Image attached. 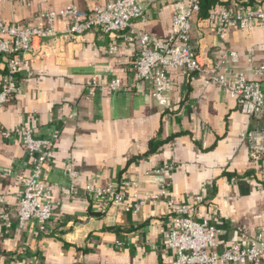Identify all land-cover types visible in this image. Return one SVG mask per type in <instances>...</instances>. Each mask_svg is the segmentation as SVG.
<instances>
[{
  "label": "crops",
  "instance_id": "obj_1",
  "mask_svg": "<svg viewBox=\"0 0 264 264\" xmlns=\"http://www.w3.org/2000/svg\"><path fill=\"white\" fill-rule=\"evenodd\" d=\"M106 1L7 0L0 19L44 26V11H89ZM175 1L155 0L131 27L167 38ZM235 4L264 8V0H201V10L190 18V45L210 72L242 70L258 79L252 70L264 58V24L230 23L224 33L217 26L219 13ZM55 26L65 28L61 18ZM126 34L92 27L73 38L62 36L47 55L34 57L36 49L23 55L17 91L0 105V264H160L168 254L161 235L169 218L165 199L183 203L203 196L197 207L216 230L218 250L232 242L245 245L263 227L264 174L240 136L259 122L242 114L221 88L206 84L203 73L180 68L167 70L166 104H159L151 82L133 73L137 48ZM111 44L117 46L113 53ZM230 52L236 60L221 63ZM3 73L0 60V83ZM115 78L121 84L111 90L107 85ZM31 125L38 137L59 136L43 170L54 186L53 214L43 231L34 221L17 223V191L32 163L17 135H1ZM69 165L76 176H69ZM122 179L136 180L138 188L123 189L126 204L100 212L86 185L119 187ZM162 188L166 198L153 199ZM134 191L144 200L138 210Z\"/></svg>",
  "mask_w": 264,
  "mask_h": 264
},
{
  "label": "built area",
  "instance_id": "obj_2",
  "mask_svg": "<svg viewBox=\"0 0 264 264\" xmlns=\"http://www.w3.org/2000/svg\"><path fill=\"white\" fill-rule=\"evenodd\" d=\"M7 0H0V5ZM155 0H109L96 5L89 11L66 6L59 10H47L41 17L47 20L44 26H19L5 23L0 19V60L4 64V73L0 83V105L12 96L18 88L16 75L23 66V55L34 51V57L47 55L58 49L61 37L73 38L82 35L92 27L105 33L127 30L125 39L137 48V55L132 62V70L139 80L151 82V95L161 105L166 104V87L170 82L169 68H180L186 73H203L206 84H214L234 98L238 108L245 116L255 119L259 124L242 130L240 136L248 146V155L259 173L264 174V58L253 67V74L248 77L244 71L212 73L203 67L199 55L190 45L191 15L199 11V0L174 2V12L170 34L165 39L153 37L143 30L131 27L133 20L144 19L147 7ZM61 18L65 28L58 30L55 20ZM252 22L264 24V8L244 7L235 4L234 9H225L219 13L217 26L221 33L227 24L235 23L240 28ZM117 49L109 46V52ZM221 63L236 60V53L223 54ZM95 83L96 81L93 80ZM119 78L111 80L109 89L120 87ZM36 127L20 126L13 130H3L1 135L10 138L17 135L31 159V170L22 177L17 191L16 216L19 226L34 221L43 231L53 214V185L43 178L44 165L52 154V148L58 142V134L50 138H41L35 134ZM70 177L77 175L72 165L68 166ZM119 187L86 185V191L92 193L100 212H105L109 205L126 204L127 187L138 188L136 180L122 179ZM162 188L153 199L166 198ZM135 198V210L144 203L139 201L138 192L131 194ZM149 197V196H147ZM3 201V197L0 198ZM169 209L168 224L161 229L163 247L168 254L160 264H264V225L245 245L232 242L222 250L217 249L216 230L203 217L197 204L203 196L198 195L193 202H175L165 199ZM128 210L129 207L125 206ZM5 225H9L5 214L1 215Z\"/></svg>",
  "mask_w": 264,
  "mask_h": 264
},
{
  "label": "trees",
  "instance_id": "obj_3",
  "mask_svg": "<svg viewBox=\"0 0 264 264\" xmlns=\"http://www.w3.org/2000/svg\"><path fill=\"white\" fill-rule=\"evenodd\" d=\"M201 10V0H199V11Z\"/></svg>",
  "mask_w": 264,
  "mask_h": 264
}]
</instances>
